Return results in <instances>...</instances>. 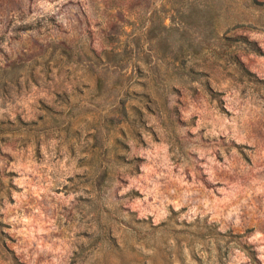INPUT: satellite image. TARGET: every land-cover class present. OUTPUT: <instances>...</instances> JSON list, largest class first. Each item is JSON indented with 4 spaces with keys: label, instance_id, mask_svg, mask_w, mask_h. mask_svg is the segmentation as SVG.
<instances>
[{
    "label": "rangeland",
    "instance_id": "374dc122",
    "mask_svg": "<svg viewBox=\"0 0 264 264\" xmlns=\"http://www.w3.org/2000/svg\"><path fill=\"white\" fill-rule=\"evenodd\" d=\"M0 264H264V0H0Z\"/></svg>",
    "mask_w": 264,
    "mask_h": 264
},
{
    "label": "trees",
    "instance_id": "16d2710c",
    "mask_svg": "<svg viewBox=\"0 0 264 264\" xmlns=\"http://www.w3.org/2000/svg\"><path fill=\"white\" fill-rule=\"evenodd\" d=\"M250 2L254 3L255 0H250ZM195 11L197 17L195 21H185V26H190L191 24L195 25L197 30L196 37H189L185 36L183 39V43L179 44V48H182V50H185L189 53L193 52H202L203 50L210 49L213 52H215L217 55H223L224 53L227 55H230V51H226L223 43V40H226L227 37L218 36L217 34L213 35V31L215 30V15L216 12L212 5L210 4H204L202 6L196 7L195 9H189L186 13V17H189L193 14ZM230 39V38H228ZM249 44L248 50L253 53H259L260 48L256 45L254 42H247ZM229 46V45H228ZM122 52L115 51L113 48L108 51H102L99 54H95L92 56H88V67L89 70L94 74L96 78L95 83V94L94 96L101 98L102 100L105 99L103 95L100 97V92L102 91V81L103 86L106 83V85L114 86L116 84L115 80H108V75L110 78H115L113 75L116 73L117 77L123 75L120 74V66L118 65L121 59ZM126 56V55H125ZM234 63L236 64L239 71L244 74L250 76V72L245 69V67L242 66V63L239 61V59L235 58ZM120 74V75H119ZM205 75V74H201ZM105 81V83H104ZM204 88L205 91L211 96L214 95V91L209 87L207 81L204 82ZM112 105H115L110 109L109 112H116L121 113L125 109L124 103L120 101L119 99H116V95L113 96V99L110 101ZM113 114V113H112ZM112 114H106L103 115L102 121L106 123V125L112 123L113 117ZM112 127L108 128L106 131L110 133L112 132ZM108 137V134L105 136L103 133H101L98 128H95V132L92 135V138L94 140L93 147H95V153L96 157L98 159V164L100 162V165L97 166V170L100 172V176H104L107 173V168L110 163L111 159V153H107L106 146L103 145V139H106ZM113 141L116 142V138H113ZM100 158V160H99ZM99 176V177H100Z\"/></svg>",
    "mask_w": 264,
    "mask_h": 264
}]
</instances>
